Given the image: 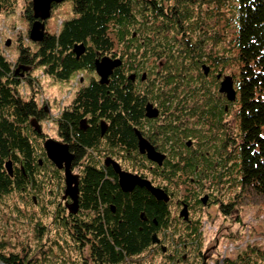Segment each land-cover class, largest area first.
<instances>
[{
  "label": "trees",
  "instance_id": "16d2710c",
  "mask_svg": "<svg viewBox=\"0 0 264 264\" xmlns=\"http://www.w3.org/2000/svg\"><path fill=\"white\" fill-rule=\"evenodd\" d=\"M71 1L73 16L61 22L60 29L53 34L48 32L46 27L47 33L41 43L31 41L36 46L35 50L25 45L19 47L17 60L34 64L51 78L69 83L84 72L93 74L98 57L100 59L112 56L114 59L120 58L122 63L125 61V66L129 65L130 68L134 65L144 68L153 56L160 61L168 55V61L171 62L166 67L167 78H179L159 83L157 91L162 94L169 91L171 84L176 82L179 89L184 80L191 86L197 67L194 62L196 54H206L208 46L220 48L223 52L222 70L238 67L235 104L238 106L237 126L240 141L237 159L233 165L234 176L232 171L228 176L226 173L221 176L215 173L207 176L210 171L203 170L206 165L201 163L200 171L205 176H171V182L176 188L188 186L201 194L206 192V186H212L211 190L224 189L225 185L250 189L264 200V0H234L233 6L236 10L232 16L222 10L228 0ZM17 3L18 0H0V14L13 13ZM59 6L55 5L54 9ZM25 17L32 26V0L27 2ZM80 44L85 46L86 52L78 59L74 48ZM227 46H230V52L225 51ZM205 54L203 58H206ZM11 65L12 61L0 48V108L16 111L13 121H10L11 115L5 113L0 122V205H6L12 212H21V204L25 206L22 186L11 189L8 186L9 177L2 175L1 167L8 155L30 152L32 146L29 135L27 137L25 133L24 124L28 119L36 117L37 112L33 102L24 103L23 98H20L17 87L21 82L14 83L15 93L12 94L10 81L15 72L11 70ZM130 83L124 72L115 76L110 88L92 81L88 88L80 89L79 111L75 115H68L64 125L68 127L74 124L78 127L81 120L91 114L94 118H109L114 130L119 126L123 132L130 131L132 134V124H136V110L140 106L138 98L132 93ZM66 131L70 132L68 129ZM76 134L78 142L82 145L77 147L81 155L84 147H96L99 144V135H84L77 132V128ZM126 135L123 133L121 139L115 140L129 145ZM196 167H192L189 174L195 173ZM87 172L88 176L83 181L82 212L79 216L70 215L71 219L64 221L65 234L79 246L89 248V257L93 264H131V259L140 258L145 252L152 253L149 250L152 234L159 226L150 225V228H147L141 221L140 213L144 211L150 218L159 216L160 224L165 225L168 220L166 202L158 201L152 194L141 192L137 196L129 197L123 205L117 204L119 209L116 216L108 220L103 205L115 203L106 195V190H112L108 188H112L111 183L105 180L96 168H89ZM159 181L167 184L164 179ZM202 183L204 188H198ZM14 195L20 196L19 205L16 202L15 208L8 205ZM48 212L52 213L55 226L59 223V214L66 213L54 212L53 209ZM10 221L11 219L7 223ZM7 223L3 226L0 223V245L4 250L10 245L7 231L11 227ZM37 228L39 237L42 238L47 229L45 231V228L38 224ZM52 254L53 252H50L47 258L45 256L41 260L48 262V259L53 258ZM158 255L167 260L161 251ZM0 264L42 262L38 257L32 259L23 253L5 254L1 251ZM166 264L170 263L166 261ZM240 264H264V256L262 253L247 252Z\"/></svg>",
  "mask_w": 264,
  "mask_h": 264
},
{
  "label": "flooded vegetation",
  "instance_id": "af4514ba",
  "mask_svg": "<svg viewBox=\"0 0 264 264\" xmlns=\"http://www.w3.org/2000/svg\"><path fill=\"white\" fill-rule=\"evenodd\" d=\"M14 41L16 43L15 39L11 40L12 45ZM229 50L225 49L226 52ZM220 53V48L208 46L206 54H196L194 62L197 67L191 86L184 80L179 89L176 82L171 84L169 91L162 94L157 91L159 83L179 78H167L166 67L171 62L168 61V55L160 61L153 56L148 66H139L141 69L137 65L133 68L125 66V61L114 69L109 83L103 86L110 88L115 76L124 72L131 82L133 95L139 100L140 107L136 110V124H132V134L130 131L123 132L119 126L114 130L111 119L94 118L91 114H87L78 127L74 124L68 127L64 125L68 115H75L79 111L80 89L88 88L92 81L102 85L96 68L88 80L80 82L81 87L75 88L70 103L63 104L59 95L52 91L56 85L46 88L40 78L36 77L39 69L34 64L22 63L17 59L12 61L11 70L15 72L10 81L12 94L15 93L14 83L21 82L17 92L24 103H34L37 116L28 119L24 124L25 133L27 137L29 135L32 146L30 152L10 154L2 164L1 173L9 177L8 186L11 189L22 186L25 208L28 210L53 209L54 212H66L67 221L71 219L70 215L79 216L82 212L83 181L88 176V169L96 168L112 186L108 187L112 190H106V195L115 203L103 205L106 213L104 214L109 220L110 217L116 216L118 205H123L129 197L137 196L141 192L151 195L146 188L139 185L134 186L131 191L124 190L121 176L140 177L150 181L154 187L165 190L170 196L169 202L163 201L166 204L168 219L165 225L160 224L159 216L150 218L146 212L140 213L141 221L147 228H150V225L159 226L152 234L149 250L153 254L161 251L170 264H207L213 259L217 262L221 255L218 242L210 255L205 254L207 248L204 247V228L216 223L209 210L220 206L219 213L228 217L234 209L233 205L224 200V195L218 196L214 190L201 194L188 186L176 188L171 182V176H205L201 172L202 168L200 169L201 163L206 165L203 170L210 171L207 176L214 173L219 176L226 173L228 176L236 162L237 143L240 141L237 130L238 112L235 110L237 94L235 100H231L227 93L221 91L223 81L229 78H232L235 89L236 78L227 75L226 69L222 70ZM204 54L206 58H203ZM107 57L114 59L112 56ZM98 59L99 57L96 60ZM53 80L54 83H60L56 79ZM175 90L178 92H174ZM5 113H9L10 121H13L16 111L0 108V122ZM48 123L51 124L50 127L47 126ZM70 123L72 124V120ZM76 128L77 132L84 135H99V144L96 147H84L81 155L77 150V147L82 145L77 140ZM66 129L70 132L67 133ZM123 133L127 134L129 145L115 140L121 139ZM47 142L57 147L59 156L64 160L61 163L63 168L49 158ZM63 148L66 151H63ZM65 159H69L72 175L79 177L77 214L70 213L69 205L73 200L65 196ZM223 166L225 167L221 170ZM192 167H196V172L194 170L195 173L189 174ZM160 179L166 180L167 184H162ZM217 190L219 192V189ZM44 197H47V201ZM205 198L206 204L203 203ZM60 220H64V215L59 216ZM221 227L222 225H219L215 235L223 234ZM225 231L223 239L233 236L229 228ZM154 235L157 236V243H153ZM242 254L243 252L240 255ZM231 258L226 256L221 263L240 264L242 260V257L234 260Z\"/></svg>",
  "mask_w": 264,
  "mask_h": 264
},
{
  "label": "rangeland",
  "instance_id": "374dc122",
  "mask_svg": "<svg viewBox=\"0 0 264 264\" xmlns=\"http://www.w3.org/2000/svg\"><path fill=\"white\" fill-rule=\"evenodd\" d=\"M27 2L28 0H18L13 13L8 15H4L3 13L0 14V48L5 51V56L10 61L17 59L19 47L25 45L33 50L36 49V46L30 40L31 26L25 17ZM233 2L234 0H228V2H226L227 4L222 6V10L225 11L227 15L232 16L235 13L236 9L233 6ZM72 16V1L67 0L53 10L51 18L47 21L48 32L51 34L57 32L61 27V22L70 19ZM13 39L16 40V43L14 41L13 45L11 43V46H7L6 44ZM227 49H230V46H227ZM228 52H230V50ZM220 54L222 55V50ZM226 70L227 75H231L235 78L238 76V67ZM37 76L40 78V81L44 83L46 88H53L56 85L52 91L59 95V99L63 104H69L73 98L72 96L75 88L80 87L79 81L82 79L88 80L91 74L84 72L83 75L75 77V80L72 79L70 83H54L53 78L44 74L41 70L36 73V77ZM235 110L238 112V106H236ZM50 125V123L47 124L49 127ZM237 144H239V141ZM233 172L234 166H232V176H234ZM201 186H203V184L198 186V188ZM208 187L209 189H206V191L212 188V186L211 188L210 186ZM224 187L226 189L219 188V192H217L218 190L214 191L218 196L224 194V200L230 202L234 209L228 217L219 213L221 210L220 206L209 210L212 217L216 220V223L213 224L211 222V225L205 226L204 228V247L207 248L205 254L210 255L212 248L216 247L218 242L221 255L217 262L213 259L212 261L209 260L207 264H221V260L226 256H231L232 260L235 258L239 259L240 256L243 257L247 252L248 254L262 253L264 256V200L250 189L245 190L229 187V185H225ZM227 188L229 189L228 191ZM15 195L10 203L7 202L8 205L14 206L16 202L17 204L19 203L20 196ZM44 199L47 201V197H44ZM21 206V212H17L16 210L12 212L6 205H0V223H2V226L11 219L10 223H7L11 227L7 231V238L10 240L8 244L10 245L5 248V250L0 245V252L4 251L5 254H9L10 252L18 254L23 253L24 255L32 257V259L38 257L42 264H93L89 257V248L79 246L65 234L63 228L65 227L64 221L67 219L66 213H62V215H64V220L58 221V225L55 226L52 213L37 209L28 210L24 205L21 204ZM62 215L60 214L59 216ZM37 224L38 226L44 227L45 231L47 229L42 238L39 237ZM219 225H222L223 234L215 235ZM227 228H229L233 236H229V239H223V235L226 234L225 230ZM63 239H65V241H63ZM50 252H53V258L48 259V262H46L45 259L41 260V258L45 256L47 258ZM242 252L243 254L240 255ZM130 263L166 264V260L162 255L145 252L142 257L131 259Z\"/></svg>",
  "mask_w": 264,
  "mask_h": 264
},
{
  "label": "water",
  "instance_id": "95a60500",
  "mask_svg": "<svg viewBox=\"0 0 264 264\" xmlns=\"http://www.w3.org/2000/svg\"><path fill=\"white\" fill-rule=\"evenodd\" d=\"M67 0H32V10L34 22L30 29V40L35 43H41L46 36V23L52 16V11L54 5H61ZM7 46H11V41H9ZM86 52V48L83 44L76 45L74 48V54H76L79 59ZM122 65V61L120 59H113L107 56L101 57L96 60L95 68L98 76L100 77V83L102 85H106L109 83V78L113 74V70L120 67ZM221 91L223 93H227L229 99L235 100L236 91L233 87L232 78L226 79L223 81L221 85ZM56 146L53 143L47 142L46 149L49 155V158L53 160L60 168H63L62 162L63 159L58 154L56 150ZM66 151L63 148V151ZM67 164L65 166L66 172V191L65 196L71 197L73 203L69 205V211L71 214L78 213V196H79V177L73 176L71 172V165L69 164V159H65ZM10 169V168H9ZM121 183L125 191H131V189L139 185L142 188H146L154 197L157 198L158 201L169 202V196L161 189L154 187L150 181L142 179L140 177H131V176H121ZM203 203L206 204V198L203 199ZM154 243H157V236H154Z\"/></svg>",
  "mask_w": 264,
  "mask_h": 264
}]
</instances>
